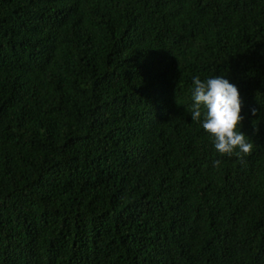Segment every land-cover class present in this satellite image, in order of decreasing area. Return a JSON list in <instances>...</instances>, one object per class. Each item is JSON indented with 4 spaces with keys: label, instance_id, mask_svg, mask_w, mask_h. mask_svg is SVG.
Instances as JSON below:
<instances>
[{
    "label": "trees",
    "instance_id": "16d2710c",
    "mask_svg": "<svg viewBox=\"0 0 264 264\" xmlns=\"http://www.w3.org/2000/svg\"><path fill=\"white\" fill-rule=\"evenodd\" d=\"M0 264H264V0H0Z\"/></svg>",
    "mask_w": 264,
    "mask_h": 264
},
{
    "label": "clouds",
    "instance_id": "9594fccd",
    "mask_svg": "<svg viewBox=\"0 0 264 264\" xmlns=\"http://www.w3.org/2000/svg\"><path fill=\"white\" fill-rule=\"evenodd\" d=\"M189 115L209 134L213 149L219 154H247L253 144L241 129L242 100L238 87L226 75L192 77ZM255 114L256 110H252Z\"/></svg>",
    "mask_w": 264,
    "mask_h": 264
}]
</instances>
